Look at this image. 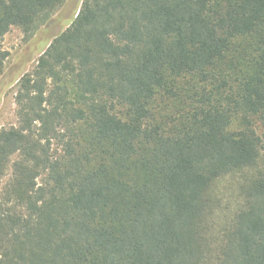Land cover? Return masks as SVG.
Returning <instances> with one entry per match:
<instances>
[{
	"label": "trees",
	"instance_id": "16d2710c",
	"mask_svg": "<svg viewBox=\"0 0 264 264\" xmlns=\"http://www.w3.org/2000/svg\"><path fill=\"white\" fill-rule=\"evenodd\" d=\"M67 1L0 0V42L33 38ZM77 14L0 132V264H264V0ZM229 177L243 201L215 235Z\"/></svg>",
	"mask_w": 264,
	"mask_h": 264
},
{
	"label": "rangeland",
	"instance_id": "374dc122",
	"mask_svg": "<svg viewBox=\"0 0 264 264\" xmlns=\"http://www.w3.org/2000/svg\"><path fill=\"white\" fill-rule=\"evenodd\" d=\"M82 2L83 0H68L53 15L49 24L41 27L33 38L28 39L20 29L13 28L0 42V50L9 54L5 72L0 78V132L18 126L17 94L20 80L36 68L40 57L54 38L71 25ZM260 167H264V157ZM7 179L8 177L5 181ZM213 198V232L219 235L242 205L240 180L231 177L222 180L215 186Z\"/></svg>",
	"mask_w": 264,
	"mask_h": 264
},
{
	"label": "water",
	"instance_id": "95a60500",
	"mask_svg": "<svg viewBox=\"0 0 264 264\" xmlns=\"http://www.w3.org/2000/svg\"><path fill=\"white\" fill-rule=\"evenodd\" d=\"M78 11H79V10H77L76 14L78 13ZM76 14H75V16H76ZM77 15H78V14H77Z\"/></svg>",
	"mask_w": 264,
	"mask_h": 264
}]
</instances>
